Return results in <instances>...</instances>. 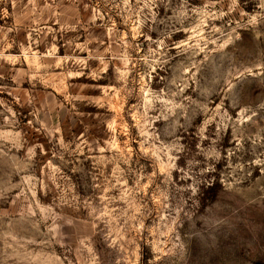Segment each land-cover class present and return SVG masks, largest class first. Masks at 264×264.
<instances>
[{
    "label": "rangeland",
    "instance_id": "obj_1",
    "mask_svg": "<svg viewBox=\"0 0 264 264\" xmlns=\"http://www.w3.org/2000/svg\"><path fill=\"white\" fill-rule=\"evenodd\" d=\"M0 264H264V0H0Z\"/></svg>",
    "mask_w": 264,
    "mask_h": 264
}]
</instances>
